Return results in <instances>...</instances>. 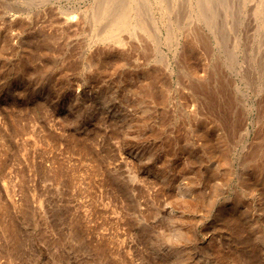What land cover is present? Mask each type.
Returning a JSON list of instances; mask_svg holds the SVG:
<instances>
[{
	"label": "rangeland",
	"instance_id": "1",
	"mask_svg": "<svg viewBox=\"0 0 264 264\" xmlns=\"http://www.w3.org/2000/svg\"><path fill=\"white\" fill-rule=\"evenodd\" d=\"M106 1L0 0V264H264V0Z\"/></svg>",
	"mask_w": 264,
	"mask_h": 264
},
{
	"label": "bare ground",
	"instance_id": "2",
	"mask_svg": "<svg viewBox=\"0 0 264 264\" xmlns=\"http://www.w3.org/2000/svg\"><path fill=\"white\" fill-rule=\"evenodd\" d=\"M96 1H98V0H96ZM105 1H106V0H105ZM108 1H109V2L116 1V3H117V0H112V1H111V0H108ZM108 1H106V3H107ZM119 1L121 2V0H119ZM134 1H135V0H134ZM120 2H119V4H118L119 7L121 6V5H120ZM122 2H123V1H122ZM124 2H125L124 4H126V6H127V4L129 3V2L126 3L125 0H124ZM131 2H132V1H131ZM135 2H136V1H135ZM135 2H134V3H135ZM97 3H98V2H97ZM97 3H96V4H97ZM102 3H105V2H102ZM132 3H133V2H132ZM132 3H129V4H130V5H128L129 7L127 6V7H128V11H127V9H126V10L122 9V8L124 7V5L122 4L123 7L121 6V10H124L123 13H125V11H126V13L129 12V11L131 12V11L133 10V8H135V7L132 5ZM94 4H95V3H94ZM109 4H111V3H109ZM112 4H114V2H113ZM112 4H111V5H112ZM99 5H100V4H99ZM106 5H107V7H108V3H107ZM106 5L103 4L104 7H106ZM111 5H110V6H111ZM116 5H117V4H116ZM116 5H115V6H116ZM96 6H97V5H96ZM115 6H114V7H115ZM97 7H98V6H97ZM97 7H96V8H97ZM100 7H102V4L100 5ZM107 7H106V8H107ZM112 7H113V5H112ZM127 7H126V8H127ZM4 8L7 9V7H4ZM115 8H117V6H116ZM124 8H125V7H124ZM100 9H104L105 11H104V10H103V11L106 12V9H105V8H100ZM112 9H113V8H112ZM117 9H119V8H117ZM117 9H114V10H117ZM107 10H108V8H107ZM114 10H111V9H110V12H112V11H114ZM92 11H93V9H92ZM92 11H91V13H92ZM94 11H96V10H94ZM94 11H93V12H94ZM70 12H71V11H70ZM104 12H103V13H104ZM108 12H109V11H108ZM114 12H115V11H114ZM114 12H113V13H114ZM65 13H66L67 15H69V12L67 13V11H65ZM71 13H72V12H71ZM98 13H99V14H98ZM98 13H97V11H96V13L94 12V14H96V16H98V15H101V16L104 15V14H101L99 11H98ZM116 13H118V10H117V12L114 13V15H115ZM92 14H93V13H92ZM106 14L110 15V14L107 13V12H106ZM119 14H120V13H119ZM114 15H113V16H114ZM127 15H128V14H127ZM135 15H137V14H135ZM135 15H134L133 18H135ZM111 16H112V13H111ZM113 16H112V17H113ZM115 16H116V15H115ZM124 16H126V14H125ZM138 16H139V15H138ZM93 17H94V15L92 16V18H93ZM104 17H105V15H104ZM128 17H129V16H127V18H128ZM131 17H132V16H130V18H131ZM139 17L141 18L140 20L143 19L141 16H139ZM114 18H115V17H114ZM122 18H123V17L120 18V15H119V19H122ZM127 18H126V19H127ZM136 18H137V17H136ZM8 19H9V18H8ZM100 19H101V18H100ZM115 19H116V18H115ZM126 19H125V21H123V19H122V20H119V22L121 21V23H122V21H123V23H126V22H127ZM116 20H117V21H116ZM116 20H115V21H116V23L118 24L117 26H119V28H120L121 25H120L119 22H118V16H117V19H116ZM131 20H132V19H131ZM136 20H137V19H136ZM8 21H9V20H8ZM10 21H11V20H10ZM93 21H94V18H93ZM95 21H97L96 24H98V21H100V20H95ZM95 21H94V23H95ZM133 21H135V19H134ZM135 22H139V20H137V21H135ZM5 23H6V20H5ZM8 23H9V22H8ZM139 23H140V22H139ZM139 23H138V24H139ZM5 25H6V24H5ZM108 26H109V25H108ZM108 26H107V27H108ZM130 26H131V25H130ZM130 26H129V27H130ZM137 26H139V25H137ZM121 27H122V26H121ZM112 28H114V27H112ZM115 28H116V27H115ZM115 28H114V29H115ZM119 28H117V29H119ZM126 29H127V28H126ZM110 30H112V29H110ZM112 31H113V30H112ZM121 31H122V30H121ZM40 32H41V34H42V31H41V30H40L38 33H36V32H35V33H36V34H39ZM114 32H115V31H114ZM0 33H1V32H0ZM36 34H35V36H36ZM48 34H49V33H48ZM50 34H52V33H50ZM50 34H49V35H50ZM2 35H3V34H2ZM2 35H1V36H2ZM49 35H48V36H49ZM52 35H53V34H52ZM37 36H38V35H37ZM39 36H41V35H39ZM50 36H51V35H50ZM50 36H49V37H50ZM3 37H4V36H3ZM3 37H2V38H3ZM41 37H42V36H41ZM41 37H40V38H41ZM46 37H47V36H46ZM2 38H0V39H2ZM34 38H35V37H34ZM34 38L32 37L31 39H33V40H31V41L34 42ZM43 38H45V36H44ZM43 38H42V39H43ZM52 38H54V35H53ZM5 39H6V38H4V39H2V40H5ZM36 39H37L36 42H37V41H40V42L42 41V40H38L39 37H38V38L36 37ZM45 39H46V38H45ZM45 39H44V40H45ZM47 39H48V37H47ZM58 39H59V38H58ZM54 40H55V39H53L52 41H54ZM56 40H57V39H56ZM29 41H30V40H29ZM31 41H30V43H31ZM47 41H48V40H47ZM47 41H45V42H47ZM50 41H51V39H50ZM4 42H6V41H4ZM4 42H2V43L4 44ZM43 42H44V41H42V43H43ZM45 42H44V44L46 45ZM56 42H58V41H56ZM2 43H0V45H1ZM49 43H50V42H49ZM33 44H34V43H33ZM38 44H39V43H38ZM52 44H53V43H52ZM57 44H59V43H57ZM62 44H63V43H62ZM36 45H37V44H36ZM45 45H44V47H45ZM47 45H48V44H47ZM60 45H61V43H60ZM64 45H65V44H64ZM42 46H43V45H42ZM50 46L52 47V45H50ZM61 46H62V45H61ZM65 46H66V45H65ZM3 47H4V46L2 45L1 48H3ZM44 47H43V49H44ZM48 47H49V45H48ZM48 47H47V49H48ZM54 47H55V46H54ZM38 48H41V47L38 46ZM38 48H37V49H38ZM37 49H36V50H37ZM41 49H42V48H41ZM50 49H51V48H50ZM52 49H53V48H52ZM34 50H35V49H34ZM37 51H38V50H37ZM42 51H43V50H42ZM46 51H47V50H46ZM60 52H61V51H60ZM31 53H32V52H31ZM35 53H36V52H35ZM35 53L33 52V56H35V57H38V56H40V55L42 54V53H41L40 55L37 56V55H34ZM36 54H37V53H36ZM30 56H31V55H29V57H30ZM29 57H28V58H29ZM22 58L25 59L26 57H22ZM31 58H32V56H31ZM20 59H21V57H20L18 60H20ZM22 60H23V59H22ZM71 60H72V59H71ZM27 61H28V60H27ZM76 61H77V63H78V60L75 59V62H76ZM22 62H23V61H22ZM22 62H20V63H22ZM25 62H26V60H25ZM25 62H23L22 65H24ZM75 62H73L74 66L76 65ZM26 63H27V62H26ZM68 63H69V62H68ZM70 63H72V62L70 61ZM16 64H18V62H17ZM73 64H72V68H73ZM78 64H80V62H79ZM101 64H102V63H101ZM35 65H36V64H35ZM35 65H34V66H35ZM39 65H40V64H39ZM68 65L71 67L70 64H68ZM18 66H20V64L17 65V67H18ZM42 66H44V65H41V67H42ZM77 66H78V65H76V68H77ZM25 67H27V66H25ZM36 67H37V66H36ZM18 68H19V67H18ZM32 68H33V67H32ZM48 68H49V67H48ZM33 69H34V68H33ZM35 69H36V72H35V73L41 75V77L44 78V77H43L44 70H43V69H42V70L39 69V66H38L37 68H35ZM149 70H150V68H149ZM33 71H34V70H33ZM145 72H146V71H145ZM149 72H150V71H149ZM152 73H154V72H152ZM149 76H150V75H149ZM151 76H152V75H151ZM143 122H144V121H143ZM142 124H143V123H142ZM143 125H144V124H143ZM32 132L35 134V131H32ZM34 134H33V138L36 139V137H34V136H35ZM42 137H44V136H42ZM42 137L39 136V140H40V138L42 139ZM73 138H74V137H73ZM37 140H38V137H37ZM73 140H74V139H73ZM74 141H75V140H74ZM74 141H73V142H74ZM78 141H80V140H78ZM31 142H32V141H31ZM33 142H34V141H33ZM82 142H83V141H82ZM27 143H28V142H27ZM29 143H30V142H29ZM78 143L81 144V142H78ZM83 143H84V142H83ZM83 143H82V144H83ZM24 144H25V143H24ZM24 144H23V145H24ZM33 144H34V143H33ZM25 145H26V144H25ZM75 145H76V144H75ZM86 145H87V144H86ZM32 146H33V145H32ZM83 146H85V143H84L82 146H80V148H81L82 150H83V148H82ZM21 147H22V146H21ZM35 147H36V146H35ZM76 147L78 148L77 145H76ZM85 148H86V146H85ZM85 148H84V149H85ZM89 149H90V147H89ZM14 150H15V149H14ZM78 150H79V149H78ZM86 150H87V148H86ZM91 150H92V149H91ZM89 151H90V150H89ZM14 152H15V151H13V154H14ZM81 152H82V151H81ZM16 153H17V152H15V154H16ZM18 153H19V152H18ZM18 153H17V154H18ZM28 153H29V152H28ZM28 153H25V154H28ZM15 156H16V155H15ZM15 156H14V157H15ZM24 156H25V155H24ZM28 156H29V155H27V158H28ZM19 157H20V156H19ZM19 157H18V155H17V158H16V159H18ZM29 157H30V156H29ZM95 158H96V157H95ZM20 159H21V158H20ZM39 166H41V165H38V167H39ZM35 167H36V166H35ZM58 167H59V166H58ZM58 167H57L56 170H54V172L58 170ZM60 167H61V166H60ZM36 168H37V167H36ZM41 168H44V167L41 166ZM41 168H40V169H41ZM38 169H39V168H38ZM38 169H36V170L38 171ZM105 170H106V169H105ZM105 170H103V171H105ZM40 171H41V170H40ZM64 171H65V170H64ZM72 171H73V170H72ZM41 172H42V171H41ZM41 172H40V173H41ZM44 172H46V170H45ZM44 172H43V173H44ZM59 172H60V170H59ZM73 172H74V171H73ZM73 172H71V175H72ZM107 172H109V171H107ZM64 173H65V172H64ZM64 173H63V171H62V173H60V175H62V174H64ZM104 173H105V172H104ZM110 173H111V172H110ZM110 173H108V174L106 173V174H107L106 176H107L108 178H109L108 175H109ZM112 174H113V173H112ZM55 175H56V174H55ZM66 175H67V174H66ZM104 175H105V174H104ZM57 176H58V175H57ZM114 176H116L117 179L119 178V177H117L116 174H115ZM114 176L112 175V176L109 178L110 186H111V185L114 186V184H115V186H116V182H115V181H116V178H115ZM66 177H67V176H66ZM73 177H74V176H73ZM71 178H72V177H71ZM108 178H107V179H108ZM74 179H76V178H74ZM71 180H72V179H71ZM67 181H69V179H67ZM71 182H72V181H71ZM71 182H70V183H71ZM105 182H107V180H105ZM117 182H118V181H117ZM68 183H69V182H68ZM107 183H108V182H107ZM7 222H8V221H7ZM4 223H5V222H4ZM9 223H10V222H9ZM6 224H7V223H6ZM7 226H9V225H7ZM10 226H11V225H10ZM10 226H9V227H10ZM4 227H6L5 224H4ZM9 227H8V228H9ZM8 228H7V229H8ZM12 228H13V227H12ZM12 228H10V229H12ZM72 228H73V227H72ZM75 229H76V228H75ZM75 229H74V230H75ZM77 229H78V228H77ZM77 229L75 230L76 232L78 231ZM74 230H73V231H74ZM11 231H14V230L12 229ZM11 233H12V232H11ZM71 233H74V232H72V230H71ZM12 234H14V233H12ZM72 235H73V237H75L74 235L78 236L77 233H76V234H72ZM79 235H80V233H79ZM81 235H82V234H81ZM78 237H79V236H78ZM81 237L83 238V236H80V238H81ZM76 239H77V241H78V238H77V237H76ZM15 240H16V239H15ZM81 240H82V239H81ZM79 241H80V240H79ZM79 241H78V242H79ZM16 242H17V241H16ZM18 242H19V240H18ZM81 242H83V241H81ZM16 245H17V244H16ZM2 248H3V247H2ZM4 249H6V248H4ZM0 252H1V251H0ZM7 253H8V251H7ZM0 254H4V251H3V253L1 252ZM9 259H10V258H9ZM9 259H8V261H9ZM10 261H11V260H10ZM10 261H9V262H10ZM6 262H7V261H6ZM13 263H15V262H13ZM4 264H6V263H4ZM9 264H10V263H9ZM11 264H12V263H11ZM15 264H16V263H15Z\"/></svg>",
	"mask_w": 264,
	"mask_h": 264
}]
</instances>
